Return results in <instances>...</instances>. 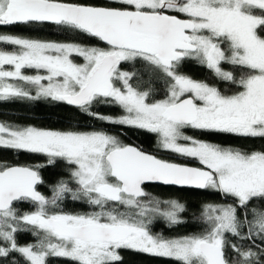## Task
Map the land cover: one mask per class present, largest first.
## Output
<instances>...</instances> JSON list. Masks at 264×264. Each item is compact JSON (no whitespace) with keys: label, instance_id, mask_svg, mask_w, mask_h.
Returning <instances> with one entry per match:
<instances>
[{"label":"snow or ice","instance_id":"1","mask_svg":"<svg viewBox=\"0 0 264 264\" xmlns=\"http://www.w3.org/2000/svg\"><path fill=\"white\" fill-rule=\"evenodd\" d=\"M14 28L74 38L0 32V102L45 107L47 119L64 125L0 119V150L43 158L0 159V264H125L123 253L264 264V146L187 134L264 140V0H0V29ZM187 61L217 83L183 73ZM153 80L163 82L162 99ZM141 137L148 147L126 142ZM60 164L65 175L46 196L42 171ZM157 187L221 200L192 207L150 191ZM69 198L89 210L66 211ZM21 203L35 210L21 212ZM189 222L201 230H154ZM22 232L34 242L21 244Z\"/></svg>","mask_w":264,"mask_h":264},{"label":"trees","instance_id":"2","mask_svg":"<svg viewBox=\"0 0 264 264\" xmlns=\"http://www.w3.org/2000/svg\"><path fill=\"white\" fill-rule=\"evenodd\" d=\"M22 27V26H19ZM0 32H12L17 33L21 35H31L36 36L39 35L46 39L51 40H69L73 39L74 37L70 35H59L54 34L51 32V30H46L43 33H27V32H19V28L14 29H0ZM79 40H81L84 43H88L91 45H96L97 41L92 39H87L84 37H78ZM99 46L103 47V44H100ZM124 68H126L129 71H132V65L128 63H124ZM142 67L141 63L137 61L136 68L140 69ZM225 67H229L228 65H225ZM181 71L183 73H186L190 76H192L194 79L198 80H206L209 83H217L215 78L213 77L210 70H208L206 67L196 64L195 61H187L184 66L181 68ZM239 75V73H237ZM143 78L145 80L148 79V76L146 73H143ZM149 87L148 85H143L141 90L146 89ZM151 87L155 88L157 90V95L155 96L156 99H162L163 98V91H164V85L162 81L159 80H153V83ZM218 87H220L222 90L224 88L233 89L234 86L232 85H225L224 83H218ZM42 105L46 102H40ZM35 108L34 104L26 103V102H0V119L3 120H9V121H15L18 123H37L41 127H48V128H63L64 125L60 123H55L52 120H49L46 118L45 113L47 112V108L41 107L39 109H36L35 111H29V109ZM102 112H113L114 114L117 113L118 109H109V108H102ZM23 116H29V117H35V119H30L28 121L21 120L20 118ZM188 135H195L200 139H207L211 140L217 143H229L234 145H240V146H247L254 149H260L262 146H264V140L261 139H249V140H241L236 137L231 136H204L200 135L199 133L195 132L194 130H187ZM141 142H145L142 140ZM145 144V143H144ZM0 159H5L10 162H15L19 164H30L35 163L37 160H42V157H36L32 156L30 154L21 153L19 155H16L9 151H3L0 150ZM63 165L60 164L57 167H49L45 168L42 171V176L44 177L46 184L45 185H39L38 189L46 196H51L52 192L51 189L47 186L50 184L55 183V181L60 177L65 175V173L62 171ZM153 192L160 194V195H168V194H175L182 196L184 200H186L190 206L194 207L196 204H198L202 200H210V201H220L221 197L218 195H210L207 193L202 192H185V193H170L167 188L164 187H157L154 188ZM21 212L23 211H34V207L29 203H21L16 205ZM63 207L66 211L69 212H83L88 211V207L86 205L81 206L80 202H74L70 198L66 199ZM191 215V212L188 214ZM155 231H164L166 235L175 236V235H183V234H189L193 232H198L201 229L196 226L195 224L189 222L186 225L179 226L173 230H166L163 226V224H157L154 228ZM19 241L21 244H26L29 242H34L35 238L29 234V233H20ZM125 264H174L173 261H170L166 258H157V257H151L147 255H140V254H134V253H123ZM49 264H69L68 261H66L64 258H50Z\"/></svg>","mask_w":264,"mask_h":264},{"label":"flooded vegetation","instance_id":"3","mask_svg":"<svg viewBox=\"0 0 264 264\" xmlns=\"http://www.w3.org/2000/svg\"><path fill=\"white\" fill-rule=\"evenodd\" d=\"M124 66V63H122L121 67H122V70H127L126 68L123 67ZM129 71V70H127ZM119 112V110L117 111V113ZM142 140H144L145 142H141ZM128 143H137V144H143L145 147H148L149 144L148 142L145 140L144 137H141L140 139H136V138H133L132 140H128L126 141ZM145 143V144H144ZM164 158L166 159H170V160H173L174 162H179V163H185V162H188V163H192V164H195V162H192V161H184V160H181V159H178L176 156L174 155H171V154H164ZM153 189H150V191H153ZM155 193V192H154ZM157 194V193H155Z\"/></svg>","mask_w":264,"mask_h":264},{"label":"rangeland","instance_id":"4","mask_svg":"<svg viewBox=\"0 0 264 264\" xmlns=\"http://www.w3.org/2000/svg\"><path fill=\"white\" fill-rule=\"evenodd\" d=\"M5 33H7V32H5ZM77 62L82 63L83 61H82V59H78Z\"/></svg>","mask_w":264,"mask_h":264},{"label":"water","instance_id":"5","mask_svg":"<svg viewBox=\"0 0 264 264\" xmlns=\"http://www.w3.org/2000/svg\"><path fill=\"white\" fill-rule=\"evenodd\" d=\"M39 190V189H38Z\"/></svg>","mask_w":264,"mask_h":264}]
</instances>
